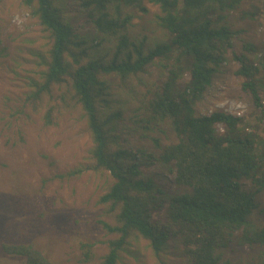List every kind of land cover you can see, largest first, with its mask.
I'll return each instance as SVG.
<instances>
[{"label": "trees", "instance_id": "trees-1", "mask_svg": "<svg viewBox=\"0 0 264 264\" xmlns=\"http://www.w3.org/2000/svg\"><path fill=\"white\" fill-rule=\"evenodd\" d=\"M69 1L23 0L42 25L44 42L31 50L37 75L9 116L16 122L14 145L25 141L22 121L33 122L35 114L46 127L72 110L87 122L89 162L57 177L88 170L110 177L98 198L108 250L91 264H118L142 238L159 264H172V242L181 244V264H240L224 254L235 242L261 247L258 264H264V223L251 220L260 202L245 183L264 189V138L243 129L241 116L198 110L228 61L236 33L228 19L244 0ZM73 14L90 29L77 28ZM258 51L245 42L232 53L242 88L263 107L262 119L264 56ZM153 65L160 72L150 79ZM167 129L173 133L168 142L150 135ZM139 131L157 151L131 144L130 134ZM1 247L25 264H54L35 243Z\"/></svg>", "mask_w": 264, "mask_h": 264}, {"label": "rangeland", "instance_id": "rangeland-1", "mask_svg": "<svg viewBox=\"0 0 264 264\" xmlns=\"http://www.w3.org/2000/svg\"><path fill=\"white\" fill-rule=\"evenodd\" d=\"M148 5L152 12L159 11L158 6ZM84 20L73 14L72 22L82 32L90 29ZM228 25L236 31L228 61L215 74L198 110L203 114L215 110L239 112L244 119L242 128L264 138V118H260L263 107H257L251 93L242 88L245 79L236 73L239 63L232 53L240 52L245 42H254L259 47L258 55L264 56L263 0H244L230 13ZM0 30V264H25L22 256L6 254L2 242L35 243L54 264H91L108 250L109 236L98 223L106 217L98 198L110 177L89 170L77 177H57L80 163L89 162L92 141L79 110L65 112L58 125L49 127L43 125L40 114H35L33 122L22 121L25 141L13 144L17 139L16 122L9 113L17 104L16 98L28 89L29 78L37 75L36 58L31 50L41 48L44 37L42 25L23 0H0ZM150 71L146 77L155 79L160 68L153 65ZM261 79L264 83V67ZM261 95L264 105V85ZM217 129L220 133L225 130L221 123ZM150 135L159 136L163 142L173 137L169 129L165 133L153 131ZM129 141L157 151L149 138L142 137V131L130 134ZM261 145L264 146V140ZM245 183L256 192L260 202L251 220L262 224L264 189L257 191L252 182ZM168 187L175 189L174 184ZM180 250L181 244L171 243L172 264H181L176 256ZM261 251L259 246L235 242L224 254L234 263L258 264ZM118 264L159 262L147 240L142 238L134 242L129 252L123 253Z\"/></svg>", "mask_w": 264, "mask_h": 264}, {"label": "built area", "instance_id": "built-area-1", "mask_svg": "<svg viewBox=\"0 0 264 264\" xmlns=\"http://www.w3.org/2000/svg\"><path fill=\"white\" fill-rule=\"evenodd\" d=\"M227 112L228 113H232V114L237 115V116H240L241 115L239 112H229V111H227Z\"/></svg>", "mask_w": 264, "mask_h": 264}]
</instances>
